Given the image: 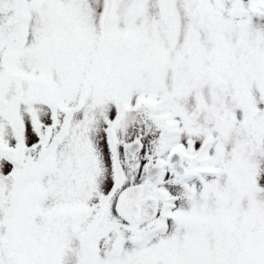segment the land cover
Wrapping results in <instances>:
<instances>
[{"label": "snow or ice", "instance_id": "1", "mask_svg": "<svg viewBox=\"0 0 264 264\" xmlns=\"http://www.w3.org/2000/svg\"><path fill=\"white\" fill-rule=\"evenodd\" d=\"M0 264H264V0H0Z\"/></svg>", "mask_w": 264, "mask_h": 264}]
</instances>
